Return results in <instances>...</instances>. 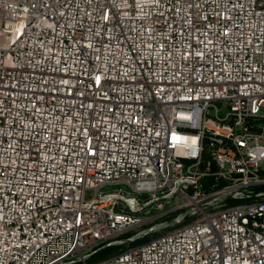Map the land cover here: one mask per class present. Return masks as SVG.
Here are the masks:
<instances>
[{
	"label": "built area",
	"instance_id": "built-area-1",
	"mask_svg": "<svg viewBox=\"0 0 264 264\" xmlns=\"http://www.w3.org/2000/svg\"><path fill=\"white\" fill-rule=\"evenodd\" d=\"M254 120L264 0H0V264H264Z\"/></svg>",
	"mask_w": 264,
	"mask_h": 264
},
{
	"label": "rangeland",
	"instance_id": "rangeland-1",
	"mask_svg": "<svg viewBox=\"0 0 264 264\" xmlns=\"http://www.w3.org/2000/svg\"><path fill=\"white\" fill-rule=\"evenodd\" d=\"M218 109H219V114L220 115H224L225 114V112L227 111V109L225 108V105H224V103H221L220 105H218ZM115 186H112V187H109V188H114ZM103 189H105V188H103ZM91 194V191H87L86 192V196H89ZM156 213H157V210H153L152 212H150L149 214H147V216H152V218H149V220L146 222V223H144L142 226H140V227H137L136 229H134L132 232H135L136 230H141L142 232H141V234H146L147 232V236L146 237H151V236H153V235H156V234H159V233H161L163 230H161V229H159L158 228V224H159V222L161 221V219L160 218H155L156 217ZM141 214H144L143 212H141ZM155 218V219H154ZM143 229V230H142ZM132 232H129L128 234H130V233H132ZM135 243H137V242H134V243H129V244H125V245H123V246H120V247H114L113 248V250H110L109 252L110 253H113L114 251H117L119 248L120 249H124V248H126V247H128L129 245H133V244H135ZM110 253H99V254H97L96 256H95V258H94V260L95 259H100V258H103V257H105V256H107L108 254H110ZM89 261H92V260H89Z\"/></svg>",
	"mask_w": 264,
	"mask_h": 264
},
{
	"label": "water",
	"instance_id": "water-1",
	"mask_svg": "<svg viewBox=\"0 0 264 264\" xmlns=\"http://www.w3.org/2000/svg\"><path fill=\"white\" fill-rule=\"evenodd\" d=\"M249 120H250V119L247 118V121H249ZM253 123L258 124V125H264V120H254ZM128 203H129L131 206H133L134 208H139V207H140L139 205L135 204V203L132 202V201H128Z\"/></svg>",
	"mask_w": 264,
	"mask_h": 264
},
{
	"label": "trees",
	"instance_id": "trees-1",
	"mask_svg": "<svg viewBox=\"0 0 264 264\" xmlns=\"http://www.w3.org/2000/svg\"><path fill=\"white\" fill-rule=\"evenodd\" d=\"M113 248H114V247L107 248V249L103 250L101 253H104V254H105V253H110L109 251H110V250H113ZM114 252H115V251H114Z\"/></svg>",
	"mask_w": 264,
	"mask_h": 264
}]
</instances>
